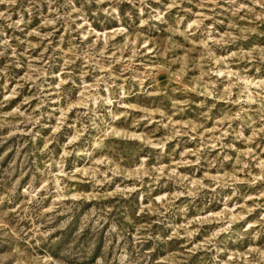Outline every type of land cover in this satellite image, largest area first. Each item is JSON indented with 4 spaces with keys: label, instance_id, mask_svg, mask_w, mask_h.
Instances as JSON below:
<instances>
[{
    "label": "rangeland",
    "instance_id": "374dc122",
    "mask_svg": "<svg viewBox=\"0 0 264 264\" xmlns=\"http://www.w3.org/2000/svg\"><path fill=\"white\" fill-rule=\"evenodd\" d=\"M262 5L0 2V264H264Z\"/></svg>",
    "mask_w": 264,
    "mask_h": 264
},
{
    "label": "clouds",
    "instance_id": "9594fccd",
    "mask_svg": "<svg viewBox=\"0 0 264 264\" xmlns=\"http://www.w3.org/2000/svg\"><path fill=\"white\" fill-rule=\"evenodd\" d=\"M0 2H3V0H0ZM262 7H264V5H262Z\"/></svg>",
    "mask_w": 264,
    "mask_h": 264
}]
</instances>
